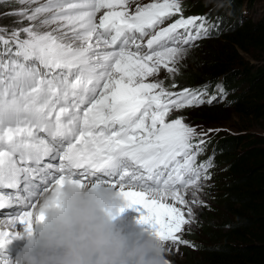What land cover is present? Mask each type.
Masks as SVG:
<instances>
[{"label": "snow or ice", "instance_id": "6c2138e0", "mask_svg": "<svg viewBox=\"0 0 264 264\" xmlns=\"http://www.w3.org/2000/svg\"><path fill=\"white\" fill-rule=\"evenodd\" d=\"M18 3L38 6L12 13L20 27L0 28V189L16 190L0 194V248L17 224L31 232L44 220L41 195L66 181L116 191L169 255L194 248L184 236L210 207L216 167L215 152L199 157L219 129L198 131L178 113L226 92L176 91L175 76L222 18L185 17L181 0Z\"/></svg>", "mask_w": 264, "mask_h": 264}, {"label": "trees", "instance_id": "16d2710c", "mask_svg": "<svg viewBox=\"0 0 264 264\" xmlns=\"http://www.w3.org/2000/svg\"><path fill=\"white\" fill-rule=\"evenodd\" d=\"M257 0H231L230 7L217 8L223 13L221 28L226 24L227 32L219 34L216 48L206 61H200L196 76L182 78L191 85L213 83L220 77L225 87H230V106L203 104L197 108L182 110L185 117L209 125L230 118H211L213 112L232 111L236 122H241L242 131L251 129L247 121L255 120L259 131L228 134L215 148L216 155L226 162L225 181L214 198L222 218L219 222L205 208L196 209L199 223L194 224L188 237L204 236L206 243L199 250L181 246L173 264H264V62L252 66L247 57L258 60L253 51L261 52L264 60V12L261 20L252 21L242 15V5L251 7ZM186 17L194 9H204L202 0H181ZM16 2L0 1V27H20L19 17L12 15L23 7ZM221 10V11H218ZM239 26V24H242ZM20 24V23H19ZM231 26L229 27V25ZM204 43V42H202ZM205 45V44H204ZM246 82V87H237ZM180 87V82L178 83ZM227 91V90H225ZM235 91V92H234ZM231 107V108H230ZM235 132H238L235 131ZM179 256L183 260H179Z\"/></svg>", "mask_w": 264, "mask_h": 264}, {"label": "clouds", "instance_id": "9594fccd", "mask_svg": "<svg viewBox=\"0 0 264 264\" xmlns=\"http://www.w3.org/2000/svg\"><path fill=\"white\" fill-rule=\"evenodd\" d=\"M217 8L231 0H207ZM125 202L108 187L66 181L41 195L36 214L44 220L31 232L11 264H169V253L151 232L126 233L114 221Z\"/></svg>", "mask_w": 264, "mask_h": 264}, {"label": "rangeland", "instance_id": "374dc122", "mask_svg": "<svg viewBox=\"0 0 264 264\" xmlns=\"http://www.w3.org/2000/svg\"><path fill=\"white\" fill-rule=\"evenodd\" d=\"M2 1H4V0H1V2ZM10 1L16 2V4H17L16 6L17 7H23L25 9L35 8L36 6H38V4L21 5V4L18 3V0H10ZM147 1H150V0H143L144 3H146ZM45 2H46V0H38V3H45ZM263 10H264V0H257L251 6V8H245L244 7L243 8V14H244L245 17H250V20H252V21H259L262 18L261 15L263 14ZM19 20H20V18H19ZM169 22H171V21H169ZM19 23H20V21H19ZM19 23L17 24V26H19V25L21 26V24H19ZM28 23L29 22L27 20L23 21V25L24 26H27ZM242 25H243V23L239 24V26H242ZM226 26L227 25L225 24L221 28L220 35L227 32V28L228 27H226ZM230 26H231V24L229 25V27ZM220 35L213 36V37H210L208 39H205L204 43L200 44L198 47L193 48L189 52V55H188L187 59L181 61L180 65H178L179 68H180V72H179L178 75L175 76V82L177 83V85L180 82V87L178 85V87L176 89H174V90L178 91L180 89L187 88L189 86H193V85H191V83H184V85H182L183 83H182L181 79L182 78L191 79V78L196 76V73H197L198 68H199L198 67V62H199V65H200V64H202V62L200 63V61H206V59L208 57H210V55H212V47L216 48V46L218 45V39H219V37H221ZM252 53H253L254 56L258 57V60L247 57L246 58L247 59V64L255 66L256 64H260V63L264 62V60L262 59L263 56H262L261 52L253 51ZM163 77H164V74L161 73V78H163ZM171 82H172L171 79H167L166 80V86L170 85ZM245 83L246 82L238 83L237 87L238 88L239 87H246ZM205 99H207V97H205ZM228 101H229V95L226 93V96H224L223 99L218 100L215 103L221 104L224 107L227 106L229 108L230 103ZM192 108H197V107H192ZM210 114H211L210 115L211 118L213 119L211 121H216L213 118V116L218 118V119H224V118L225 119L226 118H230V119L223 120L221 123L220 122L219 123L218 122L217 123L216 122H211L209 125H205V126L200 127L199 124H201V123H198L199 122L198 120H194L190 116V117H186V123H190V124H194L195 123L194 127H196L198 131L201 130V129L207 130V129H210V128L211 129L222 128V129L226 130L227 135L228 134L245 133V132H248V131H259L260 130L258 128V126L256 124L257 122L255 120H251V121L248 120L247 121V123H249L248 125H253L254 124V126L251 129H248L246 131H242V129L239 128V127H233V126L236 125V123L239 126L242 123L240 121L236 122V120L234 119L235 116L233 115L231 110L230 111L213 112V113H210ZM178 115H183V113L180 112V113H178ZM237 130H238V132H235ZM221 173H224V171H221ZM217 175H219V172H215L214 173V177H212V180L209 181V184L211 185V188L210 189L209 188L205 189V192H210V195H205L203 197L207 201V203H210L212 205L213 208L210 211H212L213 213H216V214L219 213L216 216V220H213V222H219L221 220V218H222L220 213H223V211H224L221 207H219L217 209L216 203H215V200H214V198L216 197L217 192L222 188L223 183H224V181H223L224 179L222 180L221 178L217 177ZM193 227H194V225L192 226V228ZM193 241L194 242H198V248H196L197 250H199L201 248V246L206 243V240H205L204 236H199L197 238H194ZM178 254L179 253H175V254L169 255L168 256L169 260L172 261V259H175ZM179 260H183V258H181L179 256ZM172 264H173V262H172Z\"/></svg>", "mask_w": 264, "mask_h": 264}, {"label": "bare ground", "instance_id": "6f19581e", "mask_svg": "<svg viewBox=\"0 0 264 264\" xmlns=\"http://www.w3.org/2000/svg\"><path fill=\"white\" fill-rule=\"evenodd\" d=\"M16 231H17V228H16ZM4 260V259H3Z\"/></svg>", "mask_w": 264, "mask_h": 264}]
</instances>
